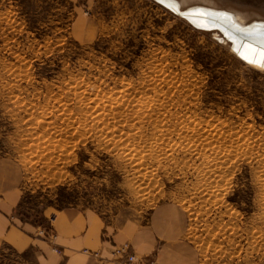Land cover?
I'll list each match as a JSON object with an SVG mask.
<instances>
[{"label":"rangeland","instance_id":"374dc122","mask_svg":"<svg viewBox=\"0 0 264 264\" xmlns=\"http://www.w3.org/2000/svg\"><path fill=\"white\" fill-rule=\"evenodd\" d=\"M222 37L155 0H0V160L21 214L41 229L75 207L116 227L168 203L196 264H264V70ZM0 264L44 263L3 244Z\"/></svg>","mask_w":264,"mask_h":264},{"label":"crops","instance_id":"0c3cea01","mask_svg":"<svg viewBox=\"0 0 264 264\" xmlns=\"http://www.w3.org/2000/svg\"><path fill=\"white\" fill-rule=\"evenodd\" d=\"M213 1L255 8L262 12V18L255 19L264 21V0ZM19 180L17 167L7 159L0 160V245L17 251L32 249L44 264H126L121 257L113 256L124 245L134 255V264H196L195 254L184 240L186 217L168 203L151 209L141 224L116 227L90 210L65 208L54 215L56 238L50 244L39 235L38 220L25 217L19 210Z\"/></svg>","mask_w":264,"mask_h":264},{"label":"bare ground","instance_id":"6f19581e","mask_svg":"<svg viewBox=\"0 0 264 264\" xmlns=\"http://www.w3.org/2000/svg\"><path fill=\"white\" fill-rule=\"evenodd\" d=\"M155 1L160 2L165 7H167L169 10H172V12L174 11L175 13H177L180 16L185 15L186 16L185 18L187 19V21H191L193 24L199 25L202 29L212 28V27H207V25H205V24H212L214 26L217 25L219 27V30H221L223 32L222 33V36H223L222 40L228 41L230 43L231 50L234 52L235 55H237L239 58H241L247 64L253 65L254 68L256 67L257 70H259V69L264 70V67L260 66L261 53L264 52V40H262L261 36L259 35L261 33H264V22H259V21L253 20L248 24L244 22L246 24L245 25V24H242L243 18L240 15H238V14L233 15V14L228 13V12L221 10V9L216 10V9H211V8H208L205 6L202 7L199 5H190L187 8H184L182 10L180 8V3L176 0H155ZM200 13H205L208 15H200ZM210 31H215V30H210ZM241 32H243L244 34H246L248 36L254 37V38L244 41L240 38ZM240 40H242L241 45H240ZM242 54L247 55L248 60H245L243 58ZM249 60H254L255 62L249 63ZM100 112H98V114ZM98 116L96 117L97 119H98ZM99 118H100V116H99ZM98 122H100V121H98ZM118 141H119V139H118ZM118 141H116V142H118ZM128 142H131V141H128ZM205 144H207V143H205ZM158 149H160V148H158ZM218 169H219V167H218ZM204 170L206 171V168ZM210 171H212V169ZM213 172H214V170H213ZM207 186L208 185H206V187Z\"/></svg>","mask_w":264,"mask_h":264},{"label":"built area","instance_id":"2783aa9c","mask_svg":"<svg viewBox=\"0 0 264 264\" xmlns=\"http://www.w3.org/2000/svg\"><path fill=\"white\" fill-rule=\"evenodd\" d=\"M54 215L55 214L50 215L51 217L49 218V225L47 226V228H41L38 231L39 235L45 237L50 244H52L56 238V232H54L52 229V222L55 219ZM113 256L121 257V259H124V261H126V264H134V262L136 261L134 255L130 253V248L127 245L118 247V249L113 252ZM101 264H105L104 261H101Z\"/></svg>","mask_w":264,"mask_h":264},{"label":"snow or ice","instance_id":"6c2138e0","mask_svg":"<svg viewBox=\"0 0 264 264\" xmlns=\"http://www.w3.org/2000/svg\"><path fill=\"white\" fill-rule=\"evenodd\" d=\"M200 15H208V14L200 13ZM259 35L261 36L262 40H264V33H261V34H259ZM240 38H241V39H252V38H254V37L248 36V35L244 34L243 32H241V33H240ZM242 56H243V58H244L245 60H248V56H247V55H243V54H242ZM254 62H255L254 60H249V63H254ZM260 66H261V67H264V52L261 53Z\"/></svg>","mask_w":264,"mask_h":264},{"label":"water","instance_id":"95a60500","mask_svg":"<svg viewBox=\"0 0 264 264\" xmlns=\"http://www.w3.org/2000/svg\"><path fill=\"white\" fill-rule=\"evenodd\" d=\"M183 18H185L186 16L185 15H181ZM215 18V17H214ZM186 19V18H185ZM187 20V19H186ZM188 22H190V23H192L191 21H188ZM193 24V23H192ZM193 25H195V24H193ZM205 25H207V27H212V28H206V29H208V30H218L219 32L221 31V30H219V27L217 26V25H212V24H205ZM196 27H198V28H200V29H202L199 25H195ZM203 30H205V28L203 29ZM222 32V31H221ZM223 33V32H222ZM235 39V38H234ZM242 40H244V41H246V40H248V39H242ZM242 40H240V45L242 44Z\"/></svg>","mask_w":264,"mask_h":264}]
</instances>
